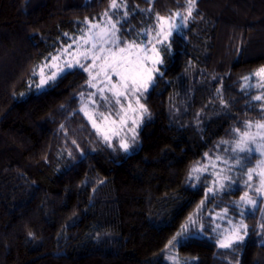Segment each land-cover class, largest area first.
<instances>
[{"label":"trees","instance_id":"obj_1","mask_svg":"<svg viewBox=\"0 0 264 264\" xmlns=\"http://www.w3.org/2000/svg\"><path fill=\"white\" fill-rule=\"evenodd\" d=\"M110 2L0 0V264H167L168 242L201 201L236 214L239 182L205 200L212 176L189 172L206 153L224 157L234 129L264 118L243 86L264 67V0H196L186 26L160 49L159 73L140 97L148 111L127 152L125 133L110 146L81 112L83 69L22 95L34 68L66 35L100 21ZM117 2L126 5L121 37L129 42L139 43L158 15H188V0ZM99 101L100 114L117 118L113 103L109 111ZM242 217L247 234L232 248H220L206 224L204 235L191 226L178 256L264 264V210Z\"/></svg>","mask_w":264,"mask_h":264},{"label":"snow or ice","instance_id":"obj_2","mask_svg":"<svg viewBox=\"0 0 264 264\" xmlns=\"http://www.w3.org/2000/svg\"><path fill=\"white\" fill-rule=\"evenodd\" d=\"M196 0H188L187 3V16H182L179 12L172 15L180 18L181 23L189 19L192 15L193 8L195 7ZM121 7V4L117 3V0H111L109 10L104 13L108 20L105 24L92 25L87 32H82L81 39L83 44H80L73 38V43L76 44V52L70 61L64 62L63 67L59 64L50 65V62L46 58L44 65L40 66L39 75L41 77L40 84L36 87L43 90L45 85L49 81H54L64 75L68 69L82 68L84 72L88 73V87L94 89L89 94L88 99L91 103L96 104V97H99L100 102L105 104L109 111L112 109L113 100L116 105L120 106V112L124 113L120 116V127L123 129L127 126L128 120L131 119L133 127L131 128L133 142L137 140L136 129L140 126L143 120L144 114L147 113V108L140 103V97L148 91L149 87L154 84L155 74L159 73L158 65L163 61L160 59V50L157 45H162L171 37L173 30L178 29L180 25L173 22L169 17L157 16V27L152 30H145L143 32L144 37H149L151 31H156V35L151 39H141L139 43L135 39L125 41L121 37V28L123 22L126 20L128 13L125 11L124 16L120 19L113 20L112 17L118 15L117 9ZM126 7V5L124 6ZM165 23H167V29H165ZM99 29V31H97ZM86 36V38H85ZM155 43H152V41ZM149 44H152L149 49ZM151 53V54H149ZM65 55H73V45H68L66 49L59 52L57 55L52 56L53 61L62 60ZM91 63H87L88 61ZM51 67H56V71H51ZM51 72L49 75L48 73ZM35 74V70H34ZM162 75V74H161ZM257 77L264 78V67L260 68L255 74ZM251 77H245V80H249ZM264 86V85H261ZM250 88L251 85L249 84ZM219 91V90H217ZM109 93L111 95H109ZM83 98V93L81 94ZM135 99V103L138 107H133L132 100ZM255 100H264V95L255 96ZM123 101H128V108L125 109ZM224 103L223 101H221ZM226 106V105H225ZM81 111L88 113L85 108L82 107ZM262 111H264V105H262ZM120 112L117 115H120ZM129 112L132 113L129 116ZM102 115V114H101ZM93 120V127H97L94 117H89ZM264 119V118H262ZM115 123V121H113ZM251 121L245 122L246 130L241 132L239 128L234 129L238 139L234 142V147L231 149L232 156L229 158L235 161V165H239L241 169L248 163H250L253 156L259 155L255 167H250L247 172L248 180L246 185L251 188V181L254 176H258L259 187L255 189L258 195H264V122H256L255 127L257 131L253 133L251 131L253 127ZM99 132V129H97ZM118 134V133H117ZM105 142H108L111 146L110 137L104 136ZM221 143H229L228 141H221ZM130 144L122 139L120 141V148L125 152L129 150ZM227 151V150H225ZM205 157L209 159L208 164H197L193 166L189 172L191 178L193 174L196 175V179L199 180L200 174L208 172L209 168L216 169L220 163L228 165L227 169H220L219 171H213L211 174L215 177L213 180V186L209 187L205 200L208 199V194H215L217 191H222L225 188L224 181L229 180V176L222 175L226 170L231 171L235 165L229 164V159H225L221 156H216L214 160L205 154ZM240 201L246 205L256 207L258 201L253 199L248 192H245ZM205 201H201L200 208H203ZM227 209H224L221 213L217 214L213 219H223L227 214ZM244 213H242L243 215ZM189 223H194L192 217H189ZM232 222L229 221V224ZM220 228L217 224L213 231ZM264 229V224L261 225ZM241 230L244 234H247V226L241 223L239 225H233L230 229H227V234L221 233L222 238L217 240V244L220 248L229 249L236 243L243 241L244 235H241ZM188 231V225H184L181 231L176 234L169 241V244H180L181 238L186 237Z\"/></svg>","mask_w":264,"mask_h":264},{"label":"rangeland","instance_id":"obj_3","mask_svg":"<svg viewBox=\"0 0 264 264\" xmlns=\"http://www.w3.org/2000/svg\"><path fill=\"white\" fill-rule=\"evenodd\" d=\"M119 4H121V7L116 10V12L118 13L117 16L123 17L124 16V13H125L124 12L125 7H124L123 3L120 2ZM180 14L182 16H184V14H182V13H180ZM169 18L173 22H175L178 25H180V27L178 29L173 30L172 33L181 31V29H183L186 26V24H187V20L184 21L183 23H181L180 18L177 17V16H174L173 15V16H170ZM112 19H113V17H112ZM99 20L100 21H94V22L86 21L85 24H84V26H83V28L77 34H75V35H66L64 37V39H62L59 42V46L55 50V52L53 54L49 55L48 57H46L47 60L50 62V65H57V64H59L61 67H63L64 62L70 61L71 59H73V57L75 55V52H76V44L73 43V38H75L78 43L83 44V40L81 39L82 32H85L86 33L87 30L92 25L100 24V25L103 26V24H105L107 22L108 17H106L105 15H103ZM157 23L158 22H157V19H156V24L153 27L147 28L146 30L156 29V31H158L159 29L157 27ZM165 29H167V23H165ZM97 31H99V29H97ZM156 31H151L150 36L147 37V38L143 36L144 37L143 39H151V37H154L156 35ZM85 38H86V36H85ZM169 38L167 39V41H165L164 44L157 45V47L159 48V50L161 49V47L163 45L167 44ZM152 43H155V41L153 40ZM70 44L73 45V55H71V56L70 55H65L63 57V59L62 60H59V61H53L51 59L52 56H55L59 52H62ZM151 47H152V44H149V49H151ZM149 54H151V53H149ZM46 58L34 68L35 74H34V71H33L32 76L29 79V82L27 84V91L24 94H22V95H25V94H27L29 92H32V91H39V90H41V89L37 88L36 86L40 84L41 77L39 75V69H40V66H42V65L45 64ZM160 59H161V53H160ZM87 63L90 64L91 61L89 60ZM157 67H159V65ZM77 68H79V67H77ZM56 70H57L56 67H51V71H56ZM256 72H254L251 76H248V77H251V78L249 80H244V84H243V86L246 89H249V90L255 92V95H254V98L253 99H255V96H257V95H264V86H261V85H264V78L255 76L254 74ZM48 74L50 75L51 72H49ZM88 79H89V77H88ZM51 82L52 81H49V83H51ZM249 84L251 85L250 88L248 87ZM47 85H45V87ZM92 91H95V90L89 88V93L87 95H83V98L81 96V108L84 107L85 108V111H87L88 115L86 116L84 111H81V112L85 115V117L87 118V120L89 121V123L91 124V126L93 127V120H90L89 117H94L97 127H93V128H94V130L97 132V134L103 140H104V136L105 135L109 136L110 137V140H111L113 137L125 133L126 138L128 139L127 142H129V139H131V136H132L131 128L133 127L131 119L128 120L127 126L124 127L123 129H121L119 121H120V116H122L124 113L120 112V106L119 105H116L115 102H114V100H113L114 107H115L116 111L120 112V115H118L117 118L112 117V116H109V115H106V114H102L101 115L97 111V109H96L97 103L96 104H93L88 99L89 94ZM109 95H111V94L109 93ZM95 99H96V101H99V97L98 96ZM260 103H261V106L264 105V100H261ZM132 104H133V107H138L136 105V103H135V99L132 100ZM123 105H124V108L127 109L128 108V101H123ZM81 108H80V110H81ZM128 114H129V116L132 115L131 112H129ZM263 114H264V111H263ZM113 121H115V123H113ZM259 122H264V119L261 120V121H259ZM255 123H253L254 126L251 129V131L253 133H255L257 131V129L255 127ZM97 129H99V132H98ZM136 132H137V129H136ZM228 146L226 148H228ZM233 147H234V143L231 144L229 150H227V153H226V155L223 158L229 159L233 155L232 154V151H231V149ZM212 159L214 160V158H212ZM258 159H260V157H258L256 159V162H255L254 166H251V167H255L256 166ZM208 163H209V159L206 158V161L204 162V164H208ZM229 164L230 165H235V161L229 159ZM227 168H228V165H225L223 163H220L215 170L210 167L209 170H208V172L203 173V174H200V175H205V174L208 175V176L211 175L212 176L211 179H212V182H213V180L215 179V177L211 173L213 171H219L220 169H227ZM249 168H250L249 166H246V167H243L241 169V167L239 165H235L234 167H232L231 171H227L226 170L222 175H227V176H229L230 179L227 180V181H224V183H225L224 190L217 191V192H215V194L216 193L217 194H220L223 191H227V190L231 189L233 185H236V182H239L238 185H240L241 187L244 188V193L245 192H248L249 195L252 196L253 199H256L258 201V204H257L256 207H253L251 205H246L243 202H241L240 201V197L244 194V193H242L241 196H239V198L236 199L233 202V204H231L232 207H236L237 208V209H233V210H235V213L236 214L230 213L229 211H227V214L224 216L223 219H215L214 220L213 217H215L217 214L221 213L224 209H216V208H213L214 207L213 206V203L214 202H213L211 204V206L206 207L204 205V207H203L204 208V212H202V214H201V209L202 208L198 207V209L194 211V214L190 216V217H192V221L194 223H189V219H188L184 225H188V229H190L191 226H200V233H201V230L203 229L204 225L206 224L207 227H208L209 232L211 230L212 234L216 237L215 238V241L217 243V240L222 238L221 233L227 234V232H226L227 229H230L233 225H239L241 223V221L243 222V217L242 216L245 213H247V212H249L251 210L254 211V210L258 209V208H261V210L263 211L264 210V195H258L256 193V191H255V189L257 187H259V180H260V178L258 176H254L253 180L250 182L251 185H252L251 188H249L246 185V181L248 180L247 172H248V169ZM193 175H194V177H196L197 174H193ZM212 182L210 183V181H209L208 188L213 186V183ZM208 188H207V190H208ZM215 194L209 193L207 200L210 199V196L211 195L212 196H216ZM203 213H206L204 215V218L202 217ZM242 213H244V214L242 215ZM229 221H231L232 223L229 224ZM217 224L220 225V228L217 229L216 231H213V229L216 227ZM181 228H180V230L178 232L181 231ZM201 234H203V232ZM240 234L241 235H244V238H245L246 235L244 234V231L243 230H241V233ZM182 239H184V238H181V240ZM176 248H177V244L174 243V244H171L170 245L169 242H168L167 247H166V250H165V253H166L165 254V257H166V260H167V264H188V261L187 260H185V259H183V258H181V257L178 256Z\"/></svg>","mask_w":264,"mask_h":264}]
</instances>
